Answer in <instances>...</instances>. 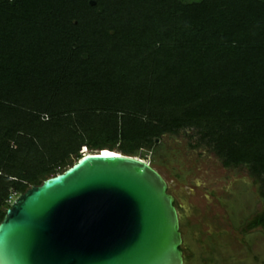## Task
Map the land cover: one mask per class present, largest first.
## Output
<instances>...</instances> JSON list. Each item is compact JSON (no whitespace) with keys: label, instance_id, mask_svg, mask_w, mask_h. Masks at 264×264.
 <instances>
[{"label":"trees","instance_id":"16d2710c","mask_svg":"<svg viewBox=\"0 0 264 264\" xmlns=\"http://www.w3.org/2000/svg\"><path fill=\"white\" fill-rule=\"evenodd\" d=\"M92 1L0 0V219L81 147L144 160L190 131L258 182L242 231L264 229V0Z\"/></svg>","mask_w":264,"mask_h":264},{"label":"water","instance_id":"95a60500","mask_svg":"<svg viewBox=\"0 0 264 264\" xmlns=\"http://www.w3.org/2000/svg\"><path fill=\"white\" fill-rule=\"evenodd\" d=\"M173 200L147 161L84 152L11 199L0 264H183Z\"/></svg>","mask_w":264,"mask_h":264},{"label":"rangeland","instance_id":"374dc122","mask_svg":"<svg viewBox=\"0 0 264 264\" xmlns=\"http://www.w3.org/2000/svg\"><path fill=\"white\" fill-rule=\"evenodd\" d=\"M188 134H164L155 151H141L173 196L181 241L195 252L186 264H202L206 240L226 264H264V229L242 231L263 208L258 182L243 167H223L206 146H192Z\"/></svg>","mask_w":264,"mask_h":264},{"label":"built area","instance_id":"2783aa9c","mask_svg":"<svg viewBox=\"0 0 264 264\" xmlns=\"http://www.w3.org/2000/svg\"><path fill=\"white\" fill-rule=\"evenodd\" d=\"M80 152H81L82 154H83L84 152H86L85 147H81Z\"/></svg>","mask_w":264,"mask_h":264},{"label":"clouds","instance_id":"9594fccd","mask_svg":"<svg viewBox=\"0 0 264 264\" xmlns=\"http://www.w3.org/2000/svg\"><path fill=\"white\" fill-rule=\"evenodd\" d=\"M82 154V153H81Z\"/></svg>","mask_w":264,"mask_h":264},{"label":"flooded vegetation","instance_id":"af4514ba","mask_svg":"<svg viewBox=\"0 0 264 264\" xmlns=\"http://www.w3.org/2000/svg\"><path fill=\"white\" fill-rule=\"evenodd\" d=\"M174 201V200H173Z\"/></svg>","mask_w":264,"mask_h":264}]
</instances>
